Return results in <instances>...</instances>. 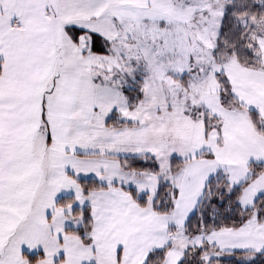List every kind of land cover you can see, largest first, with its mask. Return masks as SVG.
I'll return each mask as SVG.
<instances>
[{"label":"snow or ice","instance_id":"1","mask_svg":"<svg viewBox=\"0 0 264 264\" xmlns=\"http://www.w3.org/2000/svg\"><path fill=\"white\" fill-rule=\"evenodd\" d=\"M0 264H264V0H0Z\"/></svg>","mask_w":264,"mask_h":264}]
</instances>
